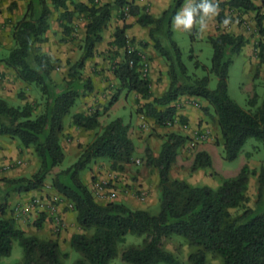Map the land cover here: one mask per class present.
Masks as SVG:
<instances>
[{
	"label": "trees",
	"instance_id": "obj_1",
	"mask_svg": "<svg viewBox=\"0 0 264 264\" xmlns=\"http://www.w3.org/2000/svg\"><path fill=\"white\" fill-rule=\"evenodd\" d=\"M187 1L174 0L168 10L154 18L146 7L127 0L105 4L100 0H89L88 4L75 0H27L25 14L12 24V48L0 58V65L13 72L21 83L38 89L41 96L33 103L20 106H12L0 96V136L18 141L22 149H32L38 167L29 177L0 179V183L9 188L0 197V260L11 255L15 241L24 250V259L18 264H64L69 258V253L62 248L61 234L54 238L28 235L8 214L11 195L41 192L52 176L50 187L64 200L65 210L75 214L79 231L71 234L68 242L70 249L79 255L76 264H110L118 257L126 264H208L209 256L220 264H264V165L259 170L245 165L236 176L223 180L216 189L196 186L172 176L177 158L191 138L176 132L167 133L161 137L160 151L154 153L147 148L142 158L158 175L160 211L157 214L122 201L99 200L83 179V173L97 161H107L111 171L123 173L136 159L137 148L129 136L130 125L122 118L103 125L100 122L103 112L73 113L78 101L94 92L92 80L84 76L86 62L94 57L115 11L124 25L116 29L111 43L112 72L117 86L107 110L123 92L134 93L139 102L146 101L137 109L138 114L159 127H173L177 121L176 103L183 97H194L205 102L203 112L212 117L217 127L216 145L222 146L224 160H236L249 139L264 144V98L260 101L257 95L252 97L249 100L251 109L246 111L229 95V70L234 57L248 44L247 37L225 31L209 36L207 40L213 47L211 67L196 62V68L208 74L203 77L190 74L171 30L174 18ZM202 2L195 0L190 8ZM208 2L218 5L216 20L220 24L224 23L228 11L255 14L259 38L254 79H260L264 76V0L261 5L256 0ZM11 6L13 9L16 4ZM54 13L59 15L65 36L63 42L75 40L77 18L86 20L85 37L78 48L82 54L78 60L67 62L69 68L63 86L54 79L57 60L42 49L48 40ZM202 16L203 13L198 12L196 23L187 31L192 42L197 40V24ZM129 17L136 18L137 24L149 29V41L127 36ZM149 46L168 67L170 85L158 97H153L152 82L143 72L145 62L139 47ZM210 74L218 79L215 90L210 89ZM67 119H70L69 125ZM68 126L94 135L87 145L80 146L74 164L54 174L66 159L63 138ZM212 165V156L207 151H198L191 171H205ZM252 177L257 178L258 188L255 207L250 208ZM40 216L36 223L38 231L48 219L46 213ZM129 234L143 241L120 252L119 245ZM173 238L181 239L190 249L186 263L165 248V242Z\"/></svg>",
	"mask_w": 264,
	"mask_h": 264
},
{
	"label": "rangeland",
	"instance_id": "obj_2",
	"mask_svg": "<svg viewBox=\"0 0 264 264\" xmlns=\"http://www.w3.org/2000/svg\"><path fill=\"white\" fill-rule=\"evenodd\" d=\"M173 1L174 0H171V3L166 10H168L173 5ZM256 2L258 5H261V0H256ZM188 4H189V0L179 10V12H181L185 7H187ZM226 19H228L230 22L227 24V26L224 25V31L234 29L231 33H233L234 31L236 33H240V35L244 33L245 37H247L248 39V44L243 49V52L240 55L234 57L233 59V64L231 65L229 70V80H228L229 95L231 99L235 101L242 109L248 111L251 109L249 106V100L252 97L257 95L260 101H262L264 98V81H263L264 76L262 75L261 78L258 80L254 79L256 65L258 63L256 56L257 53L256 46L258 44V38H259L256 18L254 13L243 15V14H239L237 11H232V12L228 11L226 13ZM209 26H212V24L210 23ZM197 28L199 29V33L197 36V40L195 42L191 41L189 33H187V31L183 29V26H181L178 29L175 28L174 23H172L171 30L173 33V40L178 44L182 52L183 61L187 65L189 69V73L194 75L196 74L198 77H203L206 76L208 73L204 72L201 68L197 69L196 62H199L202 65L210 68L213 57V47L208 42L207 38L202 36L201 34L202 31L200 29L199 22L197 24ZM221 29L222 28L219 27V29H217L218 31L216 32H220ZM78 48H79V44H78ZM4 49L2 48V46L0 47V58L3 55H5L3 54ZM63 74L65 73L59 75L57 81V83H59L61 86L65 84L63 80L64 79ZM0 76H1L0 90L6 92V95H8L6 100L12 106H20L27 102L33 103L40 98L41 93L38 89H36L34 86L28 87L25 84L18 81L15 75L13 74V72L9 70L6 71L0 69ZM210 79H211L210 89L215 90L218 86V79L213 74H210ZM21 95H24L23 99L21 98ZM83 99L78 101L76 107L73 109V113L82 110L81 103ZM141 103L143 102L142 101L139 102V98L137 97L135 100L136 109L134 110L133 109L134 106L131 100L122 99L120 105L114 111H112L109 116L104 117L103 121L107 124L110 121L115 120L116 118H122L126 123H129L131 120V116H133V119L136 120V116L138 115L140 116V114L137 113V109L139 108ZM204 107H206L205 102L195 99V110L198 111L199 114H201L202 118L200 120L197 119V121L195 122V129H193V133L190 136L191 141H189V143L186 145V147L179 155L176 166L172 171V176L174 178L186 180L190 183H195L196 186H209L211 188L216 189L220 186L223 180L236 176L245 165H248L251 169L259 170L264 165V144L256 139H249L246 142L245 146L243 147L241 154L236 160L234 161L224 160L222 156L223 153L222 146L218 147L216 145V141L219 138V132L212 117L207 115L205 112H203ZM38 111H41V109H38ZM142 120L143 122L141 125V129L142 128L143 130L145 129L144 131L148 130L149 133H151V135L154 134L158 135L159 139L163 136L162 134H158L157 131V129L162 130L161 129L162 127L156 126V124H154L152 121L148 122V120H145L143 118ZM69 122L70 119H67L66 124L69 125ZM67 130L68 129H66V131ZM66 131H65V136L63 138V146L66 152V159L61 167H58L54 170L53 172L54 174L74 164L78 160V155L80 153L81 144L78 145L79 138L77 137L78 138L77 139L76 136H73L72 134ZM205 131L208 132V137L206 138V140L204 141L198 140L197 137H199V133ZM194 137H195V141H194ZM91 139L92 138H90L89 140V138L86 137V139H84V143H87L88 140L90 142ZM135 145L136 148H138L139 142L135 141ZM149 147L150 145L147 147L142 145L141 148L145 150L143 152L136 150L135 158L140 160V162H143L142 158L145 155L146 149ZM205 149L210 150V152L212 153L211 155L213 160L212 168L205 171H199L193 173L191 171V167L193 164L194 155L198 151H203V150L205 151ZM22 150H23L22 153L27 160V163L24 165L25 173L22 174L21 176H15L13 178L29 177L37 170L38 167V160L35 157L33 150L32 149H22ZM35 160L37 161V163L35 162ZM138 166H145V163L144 162L140 164L136 163L133 167L136 168ZM10 169H14V167L10 166L9 168H7V170L0 168V174L5 173ZM155 173H156L155 171H151L147 176L149 178L148 193L145 194L143 193V190H139V189H135V190L133 189V193L134 196L136 197V200H138L137 206L139 208H147L150 209L154 214H157L160 211V206L158 204L159 203L158 191L154 180ZM85 174L86 172L83 173V175ZM51 177L48 179L47 187L43 191H41L42 195L32 198V200L30 201L31 205L28 207H30L31 209H38L36 211L34 210L33 213L27 211V209L24 208V204H22V199H19L20 196L14 194L10 196L8 214L17 221L18 225L28 235H38L41 238H49V235L45 230L46 229L45 225L41 231H38L36 228V223L41 217L40 215L42 213H45L42 209H45L49 213L48 218L51 221L50 226H52L51 228H49V231L52 232L53 236H55L56 234H61L63 231L67 232L68 236L69 234L71 235L79 231L75 221L67 222L61 217H59L57 212L53 214L52 211L50 210L51 209L50 207L53 208L55 207V209L57 210L59 207L62 208L65 207L64 200L58 195L52 194L55 192H53L52 188L50 187ZM4 178H8V177H4ZM98 183H101L105 188L103 196L109 195L108 192L106 191L109 182H104L101 180ZM257 188H258L257 178L252 177L250 181V189H249L250 208L255 207V202L257 198ZM8 190H9L8 186H6L3 182L0 183V197L1 195L6 194ZM93 192L95 193L96 198L100 200V195H97L95 190H93ZM37 199H40L41 204L36 203ZM1 200L2 199L0 198V203ZM14 202L16 205L12 208V204ZM19 207H23V209H25L27 212L17 214L16 209ZM56 216L61 218L62 221L66 224L62 232L56 231V227H55ZM69 237H66L61 241L64 252L69 253V258L64 261V264H76L79 255L78 253L70 249L68 242ZM142 241L143 238L129 234L126 237L125 242L119 245V251L121 252L122 250L130 246L140 245ZM182 242L183 241L179 238H173L171 240H167L165 242V248L168 251L176 254V256H178V258L181 261L186 263L188 255L190 253V249L185 244H182ZM23 259H24V250L20 245V243L18 241H15L13 244V250L11 255L2 258L0 260V264H18L22 262ZM110 264H126V263H124L122 259L118 257L112 260ZM208 264H220V262L209 256Z\"/></svg>",
	"mask_w": 264,
	"mask_h": 264
},
{
	"label": "crops",
	"instance_id": "obj_3",
	"mask_svg": "<svg viewBox=\"0 0 264 264\" xmlns=\"http://www.w3.org/2000/svg\"><path fill=\"white\" fill-rule=\"evenodd\" d=\"M77 3L88 4L89 0H75ZM129 3H134L135 5L140 6L141 8L146 7L149 13L154 18H159L164 11L169 7L171 0H127ZM195 0H189L188 6L190 7ZM217 2H223L226 0H216ZM112 0H100L101 4L111 3ZM15 3L16 6L11 9V5ZM187 6V7H188ZM27 7V0H0V47L4 49L3 54H8L9 50L12 48V38H11V27L12 24L20 20L25 14ZM72 9V6H70ZM58 13H54L51 18V29L47 33V42L42 45L43 52L49 54L54 59L57 60V70L54 73V79L57 82L59 75L67 72L69 66L67 62L76 61L80 58L82 52L78 50V44L85 37V27L86 20L83 18H77L75 21L76 25V34L75 40L68 39V41L63 42L65 38L63 34V28L61 27L58 21ZM208 21V22H205ZM210 23L212 26H209ZM126 24L129 25V29L127 31V36L130 39L135 38L137 41H149V29L141 27L136 22V18L129 17L126 20ZM204 24L207 27L201 32L203 37L208 38L209 36H213L219 32L217 29L221 27V31H224V23L220 24L216 20V15L210 18H204ZM124 25V22L118 19V13L115 11L113 13V17L109 22L106 30L103 33V41L99 43L95 50V55L91 59L86 62L84 76L90 78L93 82L94 92L90 94L88 97L84 98L81 103L82 110H79L76 113H86L90 114L94 111L103 112L104 115L100 118V122L103 125L106 123L103 121V118L109 116L112 111H114L124 100H131L133 104V109H136L135 100L138 95L134 93H126L123 92L118 101L113 105L106 109L109 99L114 93V89L117 86V80L112 72V59H111V43L114 41V34L117 28H121ZM217 25V26H216ZM234 30V29H233ZM233 30H227L225 32H232ZM237 35L240 33L233 32ZM241 35H244L242 33ZM77 45V46H76ZM141 53L144 57V62L148 63V77L152 82V94L153 97H158L166 92L170 85V79L167 75L168 67L164 60L160 58L152 46L148 48L139 47ZM0 69L8 71L4 66L0 65ZM63 74V76H65ZM1 78V76H0ZM9 89V88H8ZM5 93V94H4ZM126 94V95H125ZM0 96L2 98H7L6 92L0 90ZM195 99L194 97H183L177 103V121L173 127H162V130H158V134H162L163 136L167 133L176 132L184 136H191L193 133V129H195V122L197 119H201L202 116L198 111L195 110ZM191 100V101H189ZM144 104L146 101H142ZM194 102V103H193ZM124 104V103H123ZM143 119L147 120L143 116H136V120L131 116V120L129 123L130 131L129 136L134 141L139 142V146L137 148L138 151L143 152L145 149L141 148L143 146H149L153 150L154 153H158L163 144V140L158 138V135H151L149 131H144L141 129V125ZM182 119V120H181ZM182 121V122H181ZM148 122H151L148 119ZM185 122V123H183ZM157 126V125H156ZM145 128V127H144ZM66 132L76 136L79 138L78 145H87L89 143L90 138L93 137L94 133L86 132L79 130L75 127L69 126ZM145 132V133H143ZM89 136V137H88ZM89 138L87 143H84V139ZM77 138V139H78ZM210 155L212 153L210 150L205 149ZM23 150L20 147L18 141L12 140L5 136H0V168L6 169L10 166L14 167V169H10L5 173L0 174V178L8 177L13 178L15 176H21L25 173L24 165L27 163L25 156L23 155ZM80 154V153H79ZM79 156V155H78ZM179 158V156H178ZM177 158V161H178ZM37 163V161L35 160ZM140 164V160L135 159V162L132 165H128L126 167L125 172L119 173L110 170V166L107 161H97L94 163L89 170L86 171V174L83 175V179L88 184V186L95 190V185L99 181L109 182V186L106 188V191L109 195L100 196V200L103 201H122L134 208H139L137 206L138 200L134 196L133 189L143 190V193H148L149 184H148V175L152 169H149L145 166L133 167L135 164ZM145 163V162H144ZM147 177V178H146ZM155 184L156 188H158V175L155 173ZM195 184V183H192ZM131 186V187H130ZM54 192V191H53ZM94 193V192H93ZM53 195L56 193H52ZM39 195H42L41 192H31L28 194L21 195L19 199H22V204H24V208L31 213L34 210L31 209L30 201L32 198H35ZM56 196V195H55ZM12 199V198H11ZM48 199V197H47ZM15 200V199H14ZM15 202L12 204V208L15 206ZM45 208V206H44ZM46 214H49L45 209H42ZM26 211V212H27ZM41 211V212H43ZM58 216L64 219L67 222L75 221L74 212L64 210V208L59 207L57 210ZM51 221L49 218L45 222L46 232L49 235V238H54L52 232L49 231ZM48 230V231H47ZM63 230H61L62 232ZM69 236H71L69 234ZM67 232L63 231L61 235H59L60 240L62 241L64 238L69 237ZM58 237V236H57ZM70 238V237H69Z\"/></svg>",
	"mask_w": 264,
	"mask_h": 264
},
{
	"label": "clouds",
	"instance_id": "obj_4",
	"mask_svg": "<svg viewBox=\"0 0 264 264\" xmlns=\"http://www.w3.org/2000/svg\"><path fill=\"white\" fill-rule=\"evenodd\" d=\"M198 12L203 13V16L199 22L200 29L203 31L207 27V25L204 24V18H210L217 15L219 12V7L218 5L209 3L208 0H203V2L197 7H185L174 18V27L179 29L181 26H183L185 31H190L193 28V25L196 23L195 16L198 14ZM229 22L230 21L228 19H225L224 25L227 26Z\"/></svg>",
	"mask_w": 264,
	"mask_h": 264
},
{
	"label": "built area",
	"instance_id": "obj_5",
	"mask_svg": "<svg viewBox=\"0 0 264 264\" xmlns=\"http://www.w3.org/2000/svg\"><path fill=\"white\" fill-rule=\"evenodd\" d=\"M143 72H144V76L145 77L148 76V63H146V61L144 63ZM207 137H208V132L205 131V132H202V133L200 132L199 133V137H197V139L204 141V140H206ZM194 141H195V137H194ZM104 190H105V188H104V186L101 183H97L95 185V192H96L97 195H100L101 196L104 193ZM36 203L41 204L40 199H37L36 200ZM50 208H51L50 210L52 211L53 214L57 212L56 211L57 209H55V207L54 208L53 207H50ZM69 208L72 209L73 206L70 204L69 205ZM16 212H17V214H21V213H25L26 210L23 209V207H19V208L16 209ZM55 221H56L55 227H56V231L57 232H60L61 230H63L65 228L66 224L62 221L61 218H59L58 216H56V220Z\"/></svg>",
	"mask_w": 264,
	"mask_h": 264
}]
</instances>
